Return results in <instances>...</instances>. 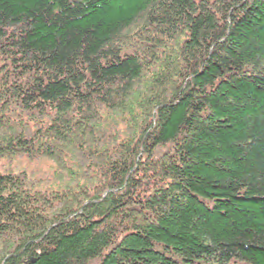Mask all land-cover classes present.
<instances>
[{"label":"trees","instance_id":"16d2710c","mask_svg":"<svg viewBox=\"0 0 264 264\" xmlns=\"http://www.w3.org/2000/svg\"><path fill=\"white\" fill-rule=\"evenodd\" d=\"M0 264H264V0H0Z\"/></svg>","mask_w":264,"mask_h":264},{"label":"rangeland","instance_id":"374dc122","mask_svg":"<svg viewBox=\"0 0 264 264\" xmlns=\"http://www.w3.org/2000/svg\"><path fill=\"white\" fill-rule=\"evenodd\" d=\"M11 165L13 169L19 168L21 170L24 169L25 171H27V173H29V176L33 181H36L39 178L48 176L49 175L48 173H50V170H51L49 166L45 164L44 162H42V164L40 163L34 164L29 161L18 159V158H15L11 162ZM43 183L44 181L39 182V184L38 182H36V185L38 187L43 186L44 185Z\"/></svg>","mask_w":264,"mask_h":264}]
</instances>
